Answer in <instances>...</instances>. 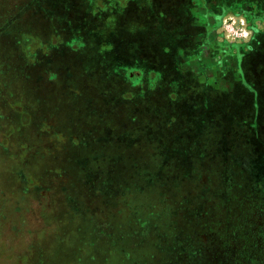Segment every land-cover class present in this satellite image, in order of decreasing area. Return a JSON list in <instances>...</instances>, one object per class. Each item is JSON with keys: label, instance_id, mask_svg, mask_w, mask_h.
<instances>
[{"label": "rangeland", "instance_id": "obj_1", "mask_svg": "<svg viewBox=\"0 0 264 264\" xmlns=\"http://www.w3.org/2000/svg\"><path fill=\"white\" fill-rule=\"evenodd\" d=\"M188 1L0 0V264H264V0Z\"/></svg>", "mask_w": 264, "mask_h": 264}, {"label": "crops", "instance_id": "obj_2", "mask_svg": "<svg viewBox=\"0 0 264 264\" xmlns=\"http://www.w3.org/2000/svg\"><path fill=\"white\" fill-rule=\"evenodd\" d=\"M181 1V0H180ZM187 2H189L188 0H185ZM164 5V3L162 4V6ZM164 8V6H163ZM168 18V19H167ZM165 17L164 20L168 23V24H174L175 23V26H178L180 22H183V26L181 27V30L184 32V35L188 34V26H187V21H189L188 19V16H187V13H182L180 15H177L176 17H173V16H168V17ZM169 26V25H167Z\"/></svg>", "mask_w": 264, "mask_h": 264}, {"label": "trees", "instance_id": "obj_3", "mask_svg": "<svg viewBox=\"0 0 264 264\" xmlns=\"http://www.w3.org/2000/svg\"><path fill=\"white\" fill-rule=\"evenodd\" d=\"M187 11H188V9L185 11V13H187ZM187 16H188V13H187ZM185 36H186V34H185ZM226 243V242H225ZM224 244V243H223ZM223 244H222V246L221 247H223ZM202 246V245H201ZM200 246V247H201ZM210 250V249H209ZM196 257L198 258V256L196 255ZM199 258H201V259H203V261H205V263H207V264H220V262H221V258L218 260V258L216 257V256H214V254H210V256L208 257V256H205V255H200L199 256ZM222 263V262H221ZM250 264H257L256 263V260H252V263H250Z\"/></svg>", "mask_w": 264, "mask_h": 264}]
</instances>
